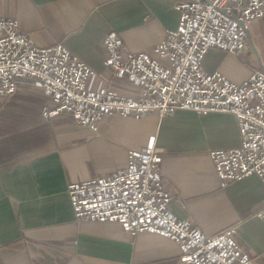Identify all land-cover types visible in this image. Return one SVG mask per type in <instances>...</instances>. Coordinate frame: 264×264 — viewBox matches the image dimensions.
Segmentation results:
<instances>
[{"label": "crops", "instance_id": "0c3cea01", "mask_svg": "<svg viewBox=\"0 0 264 264\" xmlns=\"http://www.w3.org/2000/svg\"><path fill=\"white\" fill-rule=\"evenodd\" d=\"M178 1L0 0V17L17 20L40 47L63 43L96 72L91 90L135 97L132 84L108 67L104 39L114 32L132 52L152 49L178 28ZM249 36L240 54L212 48L204 70L241 84L264 69V17ZM53 106L30 78H18L15 93L0 99V264H186L166 236L132 237L118 223L78 221L68 194L70 184L126 168L128 150L152 142L163 157L172 211L208 235L237 226L242 248L264 264L263 183L250 175L222 187L210 157L240 146L234 115L106 116L93 132L67 115L44 119L43 109Z\"/></svg>", "mask_w": 264, "mask_h": 264}, {"label": "built area", "instance_id": "2783aa9c", "mask_svg": "<svg viewBox=\"0 0 264 264\" xmlns=\"http://www.w3.org/2000/svg\"><path fill=\"white\" fill-rule=\"evenodd\" d=\"M176 9L178 28L150 50L132 52L114 32L104 39L108 67L132 84L135 97L108 88L91 90L96 72L63 43L40 47L17 20L0 17V99L15 93L18 78L33 79L54 102L43 109L44 119L67 115L93 132L106 116L170 117L180 110L232 114L240 146L210 152L220 184L227 187L256 175L264 185V69L236 84L203 68L212 48L245 52L252 22L264 17V0H180ZM162 163L152 142L128 150L126 168L70 184L76 219L118 223L132 237L142 232L166 236L179 246L186 264H257L240 245L237 226L208 235L191 217L180 219L172 211ZM258 216L264 218V202Z\"/></svg>", "mask_w": 264, "mask_h": 264}]
</instances>
